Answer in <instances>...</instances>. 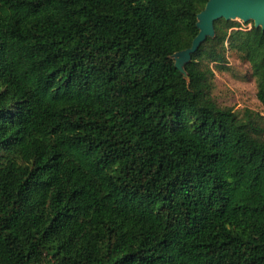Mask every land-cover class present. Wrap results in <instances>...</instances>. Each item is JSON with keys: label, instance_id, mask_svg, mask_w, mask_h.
<instances>
[{"label": "trees", "instance_id": "obj_1", "mask_svg": "<svg viewBox=\"0 0 264 264\" xmlns=\"http://www.w3.org/2000/svg\"><path fill=\"white\" fill-rule=\"evenodd\" d=\"M208 0H0V264H264V31ZM228 54L262 112L213 96Z\"/></svg>", "mask_w": 264, "mask_h": 264}, {"label": "water", "instance_id": "obj_2", "mask_svg": "<svg viewBox=\"0 0 264 264\" xmlns=\"http://www.w3.org/2000/svg\"><path fill=\"white\" fill-rule=\"evenodd\" d=\"M220 19L252 22L255 28L264 31V0H208L204 9L197 15L198 34L193 39L191 47L173 56L175 67L183 75L184 66L190 61L191 55L207 38L214 37V22Z\"/></svg>", "mask_w": 264, "mask_h": 264}, {"label": "rangeland", "instance_id": "obj_3", "mask_svg": "<svg viewBox=\"0 0 264 264\" xmlns=\"http://www.w3.org/2000/svg\"><path fill=\"white\" fill-rule=\"evenodd\" d=\"M239 30H250L252 22L244 23L236 20ZM227 69L219 73L214 70L215 88L213 96L222 107L233 108L234 111H241L245 108L255 112H262L263 108L256 99V86L250 76V67L247 63L241 62L232 54H228Z\"/></svg>", "mask_w": 264, "mask_h": 264}]
</instances>
